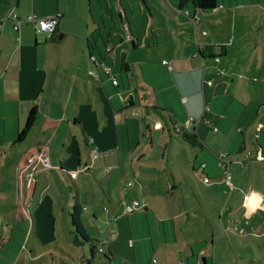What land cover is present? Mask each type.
<instances>
[{
    "label": "crops",
    "instance_id": "1",
    "mask_svg": "<svg viewBox=\"0 0 264 264\" xmlns=\"http://www.w3.org/2000/svg\"><path fill=\"white\" fill-rule=\"evenodd\" d=\"M114 1L0 0V155L34 106L33 127L73 119L109 202L97 241L111 264H264V5L217 0L201 12L178 0H119L125 23ZM55 13L50 35L26 21ZM237 13L246 22L229 26L235 40L208 36L212 17ZM183 23L206 34L194 29L189 41ZM187 119L198 121L193 131H172ZM88 141L100 157L89 158ZM245 151L227 185L215 155ZM134 199L141 208L126 214Z\"/></svg>",
    "mask_w": 264,
    "mask_h": 264
},
{
    "label": "rangeland",
    "instance_id": "2",
    "mask_svg": "<svg viewBox=\"0 0 264 264\" xmlns=\"http://www.w3.org/2000/svg\"><path fill=\"white\" fill-rule=\"evenodd\" d=\"M245 1L244 6H257V0ZM261 4L264 5L262 0ZM244 12L247 14V9ZM236 16L235 20L226 19L225 14L212 17L211 24H204L208 36L224 41L226 31L225 39L235 40L234 35L227 33L229 26L246 22L242 14ZM247 16L251 21L250 15ZM181 25L190 30V33L182 31L188 40L192 39L194 29L198 30L199 38L206 34L193 24ZM215 70L219 72L220 67L216 65ZM87 74L85 69L84 75ZM89 83L88 91L93 95ZM98 88L102 89L100 85ZM86 91L83 89L84 101ZM73 122L72 119L69 125L58 122L51 127L34 126L23 141L3 144L7 148L0 155V264H86L90 260V246L104 252L97 240L105 233L103 208H108L109 202L93 180L95 169L86 157L81 128H73ZM84 123L86 135L91 136L96 127L89 125L90 120ZM42 148L48 154L47 164L39 159L29 163L28 157ZM73 207H77L90 239L87 247L74 243L68 214ZM92 211L96 219L91 217ZM90 264L102 262L92 260ZM228 264L241 263L234 259Z\"/></svg>",
    "mask_w": 264,
    "mask_h": 264
},
{
    "label": "built area",
    "instance_id": "3",
    "mask_svg": "<svg viewBox=\"0 0 264 264\" xmlns=\"http://www.w3.org/2000/svg\"><path fill=\"white\" fill-rule=\"evenodd\" d=\"M8 18L12 21L13 29L16 30L18 20H19L17 15L12 14ZM59 19H60L59 13H55V14L47 15V16H40V17L31 14L26 18V21L32 24L36 31L47 33L48 35H50L54 32L59 22ZM3 21H4L3 19H0V24ZM91 59L94 60L93 57ZM88 74L91 75L92 74L91 71H89ZM112 83L116 84L117 83L116 79H113ZM205 122L209 123L208 120H205ZM195 123L197 125L198 121L195 122V120L193 119H187L178 125H173L172 131L177 134H183L186 131H193ZM87 144L90 147L89 148V158L91 160H94L102 155V152L98 148L92 147L91 141H88ZM249 156H250L249 151H245L239 155L232 156V157L226 152H220L216 155V165L221 172L222 180L227 185H230V181H231V172L229 170V166L232 164H238L239 166H241L245 162L244 159ZM45 158L46 156L44 153H38L35 156L30 157L28 162L33 163L35 162L36 159H39L43 162V164L46 165L47 162H45ZM140 208H141V205L136 199H134V200H130L125 205L124 212L126 214H131ZM103 211L106 212L107 208H103ZM109 235L112 236V233H110Z\"/></svg>",
    "mask_w": 264,
    "mask_h": 264
},
{
    "label": "trees",
    "instance_id": "4",
    "mask_svg": "<svg viewBox=\"0 0 264 264\" xmlns=\"http://www.w3.org/2000/svg\"><path fill=\"white\" fill-rule=\"evenodd\" d=\"M114 6L116 8V10H118L123 18V21L125 23H127L126 19H125V14L124 11L119 3V0H115L114 2ZM144 4L146 6V9L149 10V6L146 5L145 1ZM178 4L179 6H186L188 4H190L192 7L196 8L197 10L201 11V12H212L213 10L217 9V0H178ZM36 107H32L28 113H27V117L25 120V124L23 126V128L18 132L17 137L14 141L20 142L21 140H23V138L28 134V132L31 130V128L34 125L35 122V118H36ZM173 126V125H172ZM87 147L90 148L87 144ZM217 155V154H216ZM215 155V157H216ZM69 217H70V226L71 229L74 233V243L80 246H83L87 243L90 242V239L87 237L83 226L79 220V212L77 207H73V210L70 211L69 213ZM95 248H93L92 246L89 247L88 249V254L90 255V260L86 261V264H90L91 261L94 259V255L99 254L98 259H102L101 262L102 264H111V259L108 256H105L101 253L98 252H94Z\"/></svg>",
    "mask_w": 264,
    "mask_h": 264
},
{
    "label": "water",
    "instance_id": "5",
    "mask_svg": "<svg viewBox=\"0 0 264 264\" xmlns=\"http://www.w3.org/2000/svg\"><path fill=\"white\" fill-rule=\"evenodd\" d=\"M206 179V178H205Z\"/></svg>",
    "mask_w": 264,
    "mask_h": 264
}]
</instances>
